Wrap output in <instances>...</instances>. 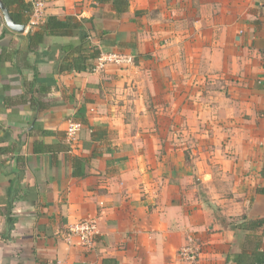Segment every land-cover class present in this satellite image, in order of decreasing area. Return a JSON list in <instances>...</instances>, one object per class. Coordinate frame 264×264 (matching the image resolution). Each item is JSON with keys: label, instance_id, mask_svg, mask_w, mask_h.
<instances>
[{"label": "crops", "instance_id": "0c3cea01", "mask_svg": "<svg viewBox=\"0 0 264 264\" xmlns=\"http://www.w3.org/2000/svg\"><path fill=\"white\" fill-rule=\"evenodd\" d=\"M0 13V264H190L191 239L194 264H234L235 224L264 218V0H132L120 17L47 0L39 26L84 19L102 55L134 57L61 74L50 48L72 39L31 47L38 25ZM71 121L87 124L69 147ZM84 219L90 248L68 238Z\"/></svg>", "mask_w": 264, "mask_h": 264}, {"label": "trees", "instance_id": "16d2710c", "mask_svg": "<svg viewBox=\"0 0 264 264\" xmlns=\"http://www.w3.org/2000/svg\"><path fill=\"white\" fill-rule=\"evenodd\" d=\"M5 6L10 10L15 22L22 25H30V5L25 0H2ZM101 4H111L115 17H120L128 12L132 0H97ZM84 19L77 17H67L60 19L57 16H49L43 25L35 26L28 34V40L31 47H39L44 44L47 38H69L71 42L65 45H54L50 48L53 52H59L60 55L56 60L58 73L70 72H93L95 68L94 62L101 55V49L93 44L91 33L85 31ZM37 74V73H36ZM33 105L39 106V101H36L31 96ZM81 124L86 125L83 121ZM67 140V139H66ZM68 142V141H67ZM69 147L75 146L68 142ZM73 175L76 177H84L80 172L82 161L75 159ZM264 175V173H263ZM260 192H264L260 190ZM7 222L10 227H13V219L7 216ZM235 229L245 235L243 248L239 253H230L227 256L228 261L234 264H264V218L263 219H248L241 218L235 224Z\"/></svg>", "mask_w": 264, "mask_h": 264}, {"label": "built area", "instance_id": "2783aa9c", "mask_svg": "<svg viewBox=\"0 0 264 264\" xmlns=\"http://www.w3.org/2000/svg\"><path fill=\"white\" fill-rule=\"evenodd\" d=\"M32 11L30 24L38 25L44 18L47 0H31ZM109 64H116L119 67L127 68L134 64V57L129 54L112 53L101 55L97 65L93 71H101ZM83 125L79 122L71 121L66 131V139L71 145H75L79 141V134ZM98 235V224L95 219H84L69 227V240L77 239L82 247L90 248L94 245ZM200 248L191 239L185 247L179 251L180 258L190 264L198 261Z\"/></svg>", "mask_w": 264, "mask_h": 264}, {"label": "water", "instance_id": "95a60500", "mask_svg": "<svg viewBox=\"0 0 264 264\" xmlns=\"http://www.w3.org/2000/svg\"><path fill=\"white\" fill-rule=\"evenodd\" d=\"M0 11L2 12L3 16H4V20L7 24V26L12 30V31H15V32H18V33H24L27 31V27L26 26H21V25H18L10 11L8 10V8L4 5L3 1L0 0Z\"/></svg>", "mask_w": 264, "mask_h": 264}, {"label": "rangeland", "instance_id": "374dc122", "mask_svg": "<svg viewBox=\"0 0 264 264\" xmlns=\"http://www.w3.org/2000/svg\"><path fill=\"white\" fill-rule=\"evenodd\" d=\"M0 19H2V20H3V17H2V15H1V13H0Z\"/></svg>", "mask_w": 264, "mask_h": 264}]
</instances>
